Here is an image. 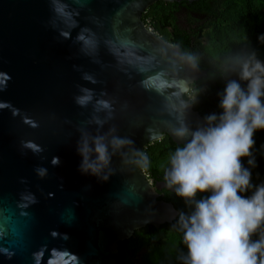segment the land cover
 <instances>
[{
	"label": "water",
	"instance_id": "obj_1",
	"mask_svg": "<svg viewBox=\"0 0 264 264\" xmlns=\"http://www.w3.org/2000/svg\"><path fill=\"white\" fill-rule=\"evenodd\" d=\"M197 1L0 0V264H121L120 242L177 219L139 153L166 136L179 145L176 109L208 71L142 17ZM84 89L93 99L81 107ZM185 122L205 126L193 106ZM96 135L132 141L99 176L77 154Z\"/></svg>",
	"mask_w": 264,
	"mask_h": 264
},
{
	"label": "clouds",
	"instance_id": "obj_2",
	"mask_svg": "<svg viewBox=\"0 0 264 264\" xmlns=\"http://www.w3.org/2000/svg\"><path fill=\"white\" fill-rule=\"evenodd\" d=\"M257 39L264 44V34ZM184 59L193 70L198 68L197 56L188 53ZM220 76L225 80L218 93L220 112L207 115L205 126L192 130L185 122L199 90L186 88L188 100L176 109L179 127L171 135L180 143L168 156L163 183L190 208L179 214L173 226L182 234L186 249L179 259L181 264H264V183H252V170L257 167L254 135L264 130V60L255 50L229 55ZM83 91L86 94L76 99L81 107L93 99L89 90ZM96 104L99 109H111L106 100ZM131 143L119 136L82 138L77 145L79 170L99 176L112 157ZM139 155L140 167L146 171L148 156Z\"/></svg>",
	"mask_w": 264,
	"mask_h": 264
},
{
	"label": "trees",
	"instance_id": "obj_3",
	"mask_svg": "<svg viewBox=\"0 0 264 264\" xmlns=\"http://www.w3.org/2000/svg\"><path fill=\"white\" fill-rule=\"evenodd\" d=\"M183 5L190 14L182 17L187 27L175 25L177 6ZM143 22L164 41L179 47L186 56L192 53L199 59V68L207 70V78L196 82L190 88L199 90L197 103L193 109L204 119L211 113L219 114L218 93L225 86L220 76L223 61L229 55L255 50L264 60V44L257 39L264 34V0H199L193 4H167L159 2L151 6L143 16ZM172 32H169L168 28ZM232 78V77H230ZM185 100H188L187 95ZM254 155L257 167L252 170V183H264V130L254 135ZM176 144L166 136L161 141L146 147L143 151L150 164L144 173L153 184L163 183V171L168 156L174 152ZM245 166L246 160L244 161ZM161 201L171 203L179 212L188 213L190 208L182 199L167 189ZM251 195V193H245ZM179 217V216H178ZM177 219L159 229L148 226L136 231L133 237L119 243L121 264H181L180 255L186 252L181 244V233L173 229ZM256 237H253L255 239Z\"/></svg>",
	"mask_w": 264,
	"mask_h": 264
},
{
	"label": "flooded vegetation",
	"instance_id": "obj_4",
	"mask_svg": "<svg viewBox=\"0 0 264 264\" xmlns=\"http://www.w3.org/2000/svg\"><path fill=\"white\" fill-rule=\"evenodd\" d=\"M175 11H176V15H178V17H177V21L175 22V23H173V24H175V25H182V27H187V20H181V18L182 17H186L188 14H190L191 12H189V10L186 8V7H184L183 5H178L177 6V10L175 9ZM146 13V12H145ZM144 13V14H145ZM144 14H143V16H144ZM142 20H143V17H142ZM152 30V29H151ZM168 30H169V32H172L173 33V31H172V29L169 27L168 28ZM153 31V30H152ZM160 37V36H159ZM155 185H158V186H163L164 185V183H162V182H160V183H157V184H155ZM165 188H162L160 191H158V194H159V200H161L160 198H163L164 197V194L162 193V191L164 190Z\"/></svg>",
	"mask_w": 264,
	"mask_h": 264
},
{
	"label": "built area",
	"instance_id": "obj_5",
	"mask_svg": "<svg viewBox=\"0 0 264 264\" xmlns=\"http://www.w3.org/2000/svg\"><path fill=\"white\" fill-rule=\"evenodd\" d=\"M150 29V28H149Z\"/></svg>",
	"mask_w": 264,
	"mask_h": 264
}]
</instances>
